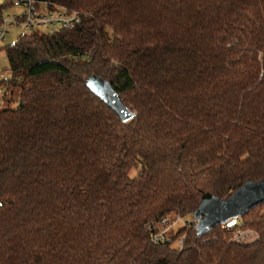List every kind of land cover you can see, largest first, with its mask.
Returning <instances> with one entry per match:
<instances>
[{"label":"trees","instance_id":"obj_1","mask_svg":"<svg viewBox=\"0 0 264 264\" xmlns=\"http://www.w3.org/2000/svg\"><path fill=\"white\" fill-rule=\"evenodd\" d=\"M33 1L82 21L1 49L0 264H264V203L232 230L179 229L182 250L146 230L263 180L264 0Z\"/></svg>","mask_w":264,"mask_h":264},{"label":"built area","instance_id":"obj_2","mask_svg":"<svg viewBox=\"0 0 264 264\" xmlns=\"http://www.w3.org/2000/svg\"><path fill=\"white\" fill-rule=\"evenodd\" d=\"M0 50L7 41L9 29L21 28L25 32L50 30L51 32L71 28L82 21L80 13L68 12L65 8L55 6L50 8L48 4L38 5L33 0H0ZM11 8H17L16 12L9 13ZM23 33V34H24ZM12 81V76L2 78L0 73V97L6 95L7 85ZM240 223L239 218L227 221L222 228L232 230ZM198 220L194 217L186 218L171 213L153 219L147 223L146 230L150 241L155 245L172 244L174 248L182 250L186 242V236H177L181 228L197 227ZM255 234L247 231H238L233 240L238 243L254 241Z\"/></svg>","mask_w":264,"mask_h":264},{"label":"water","instance_id":"obj_3","mask_svg":"<svg viewBox=\"0 0 264 264\" xmlns=\"http://www.w3.org/2000/svg\"><path fill=\"white\" fill-rule=\"evenodd\" d=\"M86 85L97 98L119 116L123 123L136 118V113L126 106L110 82L99 76H90L86 80ZM210 198L213 197L204 195L202 207L194 214V218L198 220L197 230H209L216 225H224L227 221L241 218L251 209L264 203V178L259 182L244 185L226 201L216 199V203L210 204L208 202Z\"/></svg>","mask_w":264,"mask_h":264},{"label":"rangeland","instance_id":"obj_4","mask_svg":"<svg viewBox=\"0 0 264 264\" xmlns=\"http://www.w3.org/2000/svg\"><path fill=\"white\" fill-rule=\"evenodd\" d=\"M17 11V8H11L9 10V13H13V12H16ZM25 31L21 28H15V29H9L8 30V34H7V41L4 43L3 47L5 48L6 46H9V45H13L17 42L18 38L20 35H22ZM43 32H51L50 30H44ZM0 73H1V76L2 78L6 79V78H9L11 76V71H10V68H9V62H8V58H7V55H6V52L5 50H1L0 51ZM17 93L16 95H13L11 97H13L14 100H17ZM1 100V99H0ZM18 101L15 102V104L13 105L14 108H17L18 107ZM132 177L136 176V170H133L132 171V174H131ZM206 202V201H205ZM208 202L210 204H214L217 202V200L215 198H210L208 200Z\"/></svg>","mask_w":264,"mask_h":264},{"label":"crops","instance_id":"obj_5","mask_svg":"<svg viewBox=\"0 0 264 264\" xmlns=\"http://www.w3.org/2000/svg\"><path fill=\"white\" fill-rule=\"evenodd\" d=\"M1 98V100H3V97H0Z\"/></svg>","mask_w":264,"mask_h":264}]
</instances>
